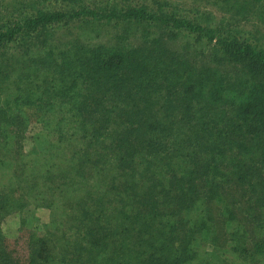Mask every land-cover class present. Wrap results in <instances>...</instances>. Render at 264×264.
Returning a JSON list of instances; mask_svg holds the SVG:
<instances>
[{
    "label": "rangeland",
    "instance_id": "374dc122",
    "mask_svg": "<svg viewBox=\"0 0 264 264\" xmlns=\"http://www.w3.org/2000/svg\"><path fill=\"white\" fill-rule=\"evenodd\" d=\"M93 3L95 5L91 7L114 6L119 11L127 8L154 11L157 4L165 5L163 11L169 16L173 14L189 19L202 27L216 29L217 34H224V37L230 36L264 48V0H0V26L4 22L12 24L18 18L23 19L34 14L36 7L43 11H60L67 17L51 29L32 33L41 35L32 40L31 46L9 47L7 54L0 57V81L6 85L4 92H0V101L4 96H18L23 100L29 91H33L29 98L31 102L21 103L6 114L5 117L12 120L13 126L7 125L6 122L0 123V264H49L46 258L51 260L53 256L61 255V249L66 244L70 249L73 246L83 247L79 255L83 264H125L117 259L105 261L111 257V251L118 249L116 241L121 243L125 235H128L126 242L129 246L137 242L134 239L136 232H133V239L130 238V225L127 221L123 227L119 226L116 233L120 211L134 217L137 211H146L142 214L144 216L168 217L172 213L174 217L176 206H188L189 198L195 200V207L200 211H215L216 206L213 203L205 200L204 204L200 205L198 198L220 196L223 193L224 196H229L230 200L238 201V206H234L239 210L236 215H252L247 221L250 227L246 236L251 238V232L254 230L258 233L256 236L259 241L255 244L252 257L243 263L240 258H233L228 253L229 247L224 239L212 242L202 238L201 242H198L199 245L191 241L193 245H197V253L199 251L200 256L188 260L186 264H219L227 255H230V264H264V172L260 171L259 174L256 169L251 172L252 176L248 175L243 179L252 185L251 188H246L248 195H245V185L240 186L239 182L238 184L233 181L234 170L230 171V168L234 166L222 163L229 162L231 151L228 149L223 151L224 154H218L215 160H218V164H221L225 171L229 169L230 174L224 183L220 181L219 185H213L212 189L207 188L201 181L192 186L190 179L182 180V172L179 171L181 168L172 167L174 164H170V168L166 164L165 158L170 150L164 153L161 151L160 154L152 152V155L145 158L146 162H136V152L139 151L137 145H116L117 134L111 133L125 120L119 119L118 116L120 110L128 107L122 99L106 101L108 104L113 101L116 104V107L113 104L115 108L110 114L111 122H107V131L100 132L94 139H81L76 135L79 131L78 122L87 118V111L91 108L87 103L81 114V104L85 102L87 91L80 90L77 97L65 96L60 93V82L67 81V77L62 80L56 74L60 68L58 65L70 62H62L64 52H72L74 55L75 52L82 53L99 46L105 47L111 54L137 50L143 52V55L152 54L155 61L160 59L167 64L168 60L172 59L179 62L181 69L190 67L195 75L212 76L214 72L216 76L230 82H225L226 86L234 82L233 77L236 80L240 78L247 82L261 83L263 89L260 88L257 95H264V71L253 67L248 60L228 56L216 41L206 42L202 37L174 26H160L152 21H96L82 14L71 13L78 7ZM25 32L21 34H30ZM43 34H47L48 44L55 41L53 52L59 56L53 66H47L46 63L50 56L43 61L46 72L48 68L56 69L53 74L47 75L50 83H47L46 87L42 84L45 74L34 71L36 65L42 62L38 56L42 58L40 45ZM46 55L47 52H43V57ZM250 70L253 73H250ZM163 82L165 81L161 80V88L165 85ZM194 92L195 89H192L185 96L191 99ZM156 96L155 100L158 101ZM158 103L162 104L156 102ZM247 104L244 103L246 108ZM157 111L156 116L162 109L158 108ZM175 115V112L170 113V116ZM92 118L96 116L92 115ZM171 118H163L162 122L166 121L168 124L174 120ZM59 120L62 125L56 127ZM74 120H77L76 124L68 123ZM236 123L240 125L241 120L234 117L232 111L219 122L213 119V126L210 125L213 135L209 137L202 122L198 118H192L185 121L183 133L187 135L193 129L199 130L207 136L202 139L203 142L211 143L215 148L225 149L229 146L232 138L230 131L232 132V126ZM221 125L225 126L223 130H220ZM90 126L94 128L97 124L92 122ZM263 130L264 127L260 128L258 137L246 140L250 153L256 156L261 155L260 152L264 150ZM61 132L63 139H60ZM117 132H120V129ZM38 137L45 138L41 141L44 142V154H39L43 149L37 146ZM165 140L168 141L169 138L166 137ZM176 142L171 148L176 146ZM233 147L237 152V145ZM160 148L163 149L161 146ZM100 155H107L113 160L110 167L98 162ZM40 156H44L42 162ZM129 159L135 161L130 164ZM261 164L256 166L264 167V162ZM62 182H66L69 191L65 195H61L57 190ZM190 185L192 191L188 190ZM235 187H238V190L233 191ZM122 196H132V200L143 197L148 201L137 204L132 201L134 214L129 213V206H123L119 202ZM85 208L88 210L87 216H83ZM196 208L189 212V217L197 219ZM239 216L235 218L239 220ZM74 219L81 221L74 222ZM195 221L198 225L199 220ZM153 227V233L160 239L164 232L163 227L158 222ZM186 228L191 232L190 229L195 230L196 225L191 228L188 225ZM120 231L122 233L118 234ZM104 237L108 239L104 241ZM86 240L88 242H85ZM96 241L98 242L91 248L90 244ZM102 243L107 246L102 248ZM253 245L251 241L250 247ZM87 253L91 257H88ZM200 260L204 263H200Z\"/></svg>",
    "mask_w": 264,
    "mask_h": 264
},
{
    "label": "trees",
    "instance_id": "16d2710c",
    "mask_svg": "<svg viewBox=\"0 0 264 264\" xmlns=\"http://www.w3.org/2000/svg\"><path fill=\"white\" fill-rule=\"evenodd\" d=\"M91 5L95 4L78 7L77 10H73L71 13L82 14L96 21L114 19L133 20L139 23H151L152 21L160 26H174L180 30L196 34L205 39L206 42L216 41L221 46V50L228 56L248 60L253 67L264 71L263 46L241 42L230 36L224 37V34H217V30L214 28L202 27L189 19L176 17L173 14L169 16L163 11L165 5L157 4L154 11H147L145 8H127L119 11L114 6L91 7ZM30 7L32 6L30 5ZM33 11L34 14L32 15L25 16L23 19L18 18L12 24L4 22L0 26V57L7 54L9 47L31 46L32 40H36L38 35H41L32 33H41L46 29H51L55 24H61L65 21L64 18H67L60 11H43L37 7ZM23 32H30V34H21ZM46 36L47 34H43L40 45L42 58H40V55L38 56L42 62L37 64L34 70L36 73L45 74V79H42L44 87L47 86V83H50L47 75L49 76V73L53 74L56 69L50 70L48 68V72H46L45 69L47 68L43 61L47 56H50L46 63L47 66H53L55 65L54 62L59 60V56L54 55L55 52H53L56 45L55 41L48 44ZM51 46L54 47L49 50ZM43 52H47L44 57ZM143 54V52L137 50L130 53L129 51L128 53L122 51V54H111L103 46L87 49L82 53L75 52L74 55L68 51L62 54L64 58H62V62L66 60H70V62L66 61L58 65L60 68L56 74L62 80L67 77V81L60 82V93L65 96L74 95L77 97L80 90H86L85 102L81 104L80 108L81 114H83L82 108L87 107V103L91 106L87 111V118L78 122L79 131L76 135L78 134L81 139H94L100 132L107 131V122H111L110 114L116 104H114V101L109 104L106 101L122 99L126 104L125 106L128 107L120 110L118 116L119 119L125 118V120L121 121L111 133L117 134L115 136V139L118 140L116 145L126 144L129 147H133L134 144L137 145L139 151L136 152L138 159L136 162H146L145 158L152 155V152L160 154L161 151L164 153L166 150H170L165 158L166 164L169 167L170 164H174L172 167L181 168L179 171L182 172V180L185 178L190 179L192 186H195V182L201 181L207 185V188H211L213 185H219L220 181L224 183L225 178L230 174L229 169L225 171L221 164H218V160H215L218 154L228 149L231 151L229 162L223 161L222 163L224 165L230 163L234 166L230 168V171L234 170L233 181L239 182L240 186L245 185L243 192L248 195V189L246 188H251L252 185L243 179L248 175L252 176L251 172L256 169H258L259 174L260 171L264 172L263 166H256L264 162V150L260 152L261 155L256 156L250 153L246 146L247 138L252 140L251 138L258 137L260 128L264 127V95H257L258 90L263 89L261 83L247 82L240 78L236 80L233 77L234 82L226 86L225 82L227 84L230 82L223 77L216 76L214 72L212 76L195 75L190 67L181 69L179 62L175 60L170 59L167 64L160 59L155 61L151 53V55ZM250 73L253 72L250 70ZM0 74H2L1 70ZM161 80L165 81L162 88L160 86L162 84ZM5 89V83L0 81V92L3 93ZM192 89H195V92L189 99L190 97L185 95ZM180 91L182 92L180 93ZM155 93L158 95L156 96ZM32 94L33 91H29L28 96L23 100L18 96L16 98H5L4 96L3 100L0 101V123L6 122L7 125L13 126L12 120H7L5 117L6 114L12 111L13 107L20 106L21 103L31 102L29 98ZM155 96L158 101L155 100ZM35 102L36 100H34ZM139 102L142 103L137 104ZM156 102H162V104L159 105ZM244 103H248L247 108ZM156 106L162 109L158 116H156L158 113ZM231 111L234 117L241 120V124L236 123L234 127L232 126V132L230 131L232 138L228 144L229 146L225 149L215 148L211 143L203 142L202 139L213 135L210 130V125L213 126V119L215 122H219ZM173 112L176 115L170 116V113ZM76 113L78 116L80 115L78 112ZM92 115H95L96 118H92ZM151 116L156 117L150 118ZM169 117L174 118V120L169 121L168 124H166V121L162 122L163 118ZM192 118H198L202 122L204 129L207 131V136L195 129L187 135L183 133L185 121ZM92 122H96L97 126L91 128L90 124ZM68 123L76 124L77 120L68 121ZM60 125H62L61 120L55 126L59 127ZM224 127L221 125L222 129L220 130H223ZM119 129L120 132H117ZM166 137L169 138L168 141L165 140ZM43 139L45 138L38 137L36 140L40 149L44 147V142H41ZM60 139H63L62 132ZM174 142H176V146L171 148ZM235 145L238 147L237 152L233 147ZM44 153L45 149L39 152V154ZM40 158L42 162L44 156H40ZM112 161L107 155H100L98 158L100 164L105 163L108 167L111 166ZM134 161V159H129L128 163L131 164ZM262 179L264 180L263 176ZM262 182L264 184V181ZM23 183L22 180L21 184ZM60 185L57 187L58 192L61 195L67 194L69 191L66 188V182H62ZM192 186H189V191L193 190ZM236 190H238V187L233 189V191ZM225 194L229 195L226 192ZM198 199L200 205L204 204L205 200H209L211 204L213 203L216 206L215 211H200L195 207V200L192 198H189L190 204L188 206H179V208L176 206V213L173 212L174 217L172 213L168 217H164V215L159 217L142 215L146 211H137L134 217V215L130 216L126 212L120 211L116 233L119 231V226L123 227L127 221L130 225V238L133 239V232H136L134 239L137 242L129 246V243L126 242L128 235H125L121 243L116 241L118 249L111 251V257L105 261L117 259L120 263L125 264H186L188 260L200 256V252L197 253V245H199L198 242H201L202 238L212 242L223 241L224 239L227 247H229L227 249L228 253L233 258H240L243 263L251 258L255 244L259 242L256 236L258 233L254 230L251 232L252 237H247V231L250 227L247 221L252 215L248 213H244L247 215L239 216L240 213L236 215L239 210L234 206H238V201L235 199L230 200L229 196H224V193L220 196H207V198ZM132 201L137 204L148 200L143 197L132 200V196H122L119 200L123 206H129V213H134ZM195 208L197 219L189 217V212L195 210ZM86 211H88L87 208L83 211V216H87L88 212ZM236 216H239V220L235 218ZM256 218L260 219L258 215ZM195 220H199L198 225ZM77 221L80 222L81 220L77 219ZM77 221L74 219V222ZM157 222L163 227L162 230L164 231L160 239H157L156 234L153 233V225ZM188 225H190V228L196 225L195 230L191 228V232H189L186 228ZM121 233L120 231L118 234ZM107 239L108 237L103 238L104 241ZM191 241H194L197 245H193ZM251 241L254 243L252 247H250ZM85 242H88V240ZM97 242H92L90 244L91 248ZM101 246L105 248L107 245L102 243ZM82 249L83 247L77 248L75 246L70 249L66 244L61 249V255L53 256L51 259L53 262L46 258L47 263L83 264L79 258ZM259 254L262 256L261 253ZM87 256L91 257L89 253H87ZM219 262V264H230V255ZM200 263L204 262L200 260Z\"/></svg>",
    "mask_w": 264,
    "mask_h": 264
}]
</instances>
